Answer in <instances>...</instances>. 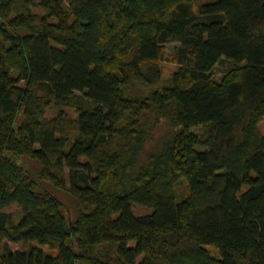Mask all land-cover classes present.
Returning a JSON list of instances; mask_svg holds the SVG:
<instances>
[{"label":"trees","instance_id":"16d2710c","mask_svg":"<svg viewBox=\"0 0 264 264\" xmlns=\"http://www.w3.org/2000/svg\"><path fill=\"white\" fill-rule=\"evenodd\" d=\"M194 1L0 0V264H264V0Z\"/></svg>","mask_w":264,"mask_h":264},{"label":"rangeland","instance_id":"374dc122","mask_svg":"<svg viewBox=\"0 0 264 264\" xmlns=\"http://www.w3.org/2000/svg\"><path fill=\"white\" fill-rule=\"evenodd\" d=\"M210 1H214V0H195L193 2V8L192 9L196 13H198L201 5H203L204 3L210 2ZM179 46H180V43L177 41L166 44L165 45L166 55L167 56L173 55L175 52V49ZM158 66L161 69L163 80L170 79L178 68L177 65L170 63V62H164V61L159 62ZM231 69H232V64L229 62H226L222 65L217 66L214 69L215 80L218 82H222L229 75V73L231 72ZM259 130H260L261 134L264 136V118L259 123ZM194 132L197 134V133H199V130H194ZM57 192L60 193L59 195L62 196V199L65 197L64 194H62L63 192L62 193L60 191H57ZM187 193H188V191H187L186 185H184V184L181 185L178 189V200L180 201L183 198H185L187 196ZM65 199H67V198L65 197ZM67 205L70 207L72 206V204L69 205L68 203H67ZM67 208L68 207H66V210H67ZM6 212L10 213L12 215L13 220H15V221H18V219L21 216V210L17 205H12L11 207L7 208ZM134 212L136 213V215H145V214L151 213L150 210H148L146 208L139 207V206H134ZM67 217L70 220L69 216H67ZM208 249L211 251L212 254L218 255L217 250L214 247H209Z\"/></svg>","mask_w":264,"mask_h":264}]
</instances>
